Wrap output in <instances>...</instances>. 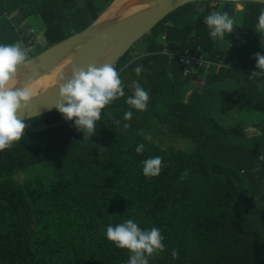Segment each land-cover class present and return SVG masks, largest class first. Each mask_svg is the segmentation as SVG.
Instances as JSON below:
<instances>
[{
	"label": "trees",
	"instance_id": "trees-1",
	"mask_svg": "<svg viewBox=\"0 0 264 264\" xmlns=\"http://www.w3.org/2000/svg\"><path fill=\"white\" fill-rule=\"evenodd\" d=\"M113 1L0 0V45L20 42L36 56L83 31ZM262 9L202 1L169 14L116 64L125 96L101 110L89 140L56 109L25 121L21 141L0 151V264H128L129 250L106 238L108 225L128 219L164 237L165 251L149 264H264V161L257 160L264 153V77H250L255 54L264 55L256 27ZM212 12L234 21L223 40H213L204 23ZM34 17L44 45L35 42ZM182 49L210 68L184 76L185 67L170 59ZM134 80L150 93L143 112L125 102ZM129 110L132 119L124 121ZM156 127L193 148H163L139 134L152 136ZM141 143L145 151L137 154ZM155 156L162 171L146 178L142 161ZM45 164L55 168L52 183L16 180Z\"/></svg>",
	"mask_w": 264,
	"mask_h": 264
},
{
	"label": "clouds",
	"instance_id": "clouds-1",
	"mask_svg": "<svg viewBox=\"0 0 264 264\" xmlns=\"http://www.w3.org/2000/svg\"><path fill=\"white\" fill-rule=\"evenodd\" d=\"M239 6V5H238ZM203 11V9H201ZM204 23L209 27L210 37L215 40H223L227 34L234 31V21L227 12H212L205 17ZM257 29L264 33V9L260 11ZM107 40V37H101ZM256 70L250 77H264V55L255 54ZM30 58L27 51L22 49L21 43L13 45H0V151L12 149L14 142L21 141L24 136L26 123L24 119H19L17 114L28 107L33 98L32 91L26 84L16 87L24 72L30 69ZM131 63V62H130ZM22 67L24 72H17V68ZM127 67V65L125 66ZM139 77L143 71V65L133 69ZM60 80L65 83L59 85L58 102L55 109L67 121H73L78 132L83 133V140H89L96 134V122L101 120V110L105 106L125 96L121 79L114 65L104 64L97 68L89 65L87 70L73 65L68 69L67 76L62 75ZM134 93L128 96L126 103L141 112L147 110L150 93L144 89L137 80L132 81ZM131 110L124 113V121L132 119ZM31 116L28 117L30 119ZM115 124L120 125V120H115ZM130 123H123L122 128L127 130ZM145 140L151 141L150 134H144ZM137 154L145 151L143 143L138 144L135 149ZM258 161H264V153L257 157ZM142 172L146 178L157 177L162 171V158L160 156L150 157L142 161ZM243 172V170H241ZM259 172V164L254 169ZM185 170L180 179L184 180L188 176ZM106 238L117 248L128 249L131 253L128 264H149V259L160 255L165 251L162 243L164 237L160 229L153 227L150 230H142L132 219H128L121 224L107 226ZM172 257H178V250H172Z\"/></svg>",
	"mask_w": 264,
	"mask_h": 264
},
{
	"label": "water",
	"instance_id": "water-1",
	"mask_svg": "<svg viewBox=\"0 0 264 264\" xmlns=\"http://www.w3.org/2000/svg\"><path fill=\"white\" fill-rule=\"evenodd\" d=\"M114 1L83 31L30 58V69L26 72L22 67L17 68L18 73L24 72L16 86L18 88L22 84L30 87L41 77L62 65L55 83L33 94L28 107L17 114L19 119L28 121L55 110L59 85L66 82L60 79L62 75L67 76L68 69L73 65L84 68L85 71L89 65L97 68L104 64L116 66L141 38L184 5L202 1H248L264 5V0H127L115 12L112 11ZM135 8L139 9L131 13L130 10ZM104 36L107 37L106 41L101 39Z\"/></svg>",
	"mask_w": 264,
	"mask_h": 264
},
{
	"label": "rangeland",
	"instance_id": "rangeland-1",
	"mask_svg": "<svg viewBox=\"0 0 264 264\" xmlns=\"http://www.w3.org/2000/svg\"><path fill=\"white\" fill-rule=\"evenodd\" d=\"M237 10H241V7L237 6ZM32 21L34 23V26L37 23L36 26H38L40 29H41V27H43L42 23L40 22V20L38 18L34 17L32 19ZM36 26L34 27V31H33L34 36H35V42H37V44L44 45L43 34L41 33L40 29H38V27H36ZM22 48L24 50H26L27 55L30 56V58H32L31 53L34 52L33 47L28 48V47L22 46ZM139 49H141V48H139ZM139 51H141V50H139ZM165 132H166V134H165ZM152 137H153L154 141L156 143H159L163 148H166L169 145H173L175 148H178V149H181L184 151H190L193 148V143L190 140L184 139V138L172 137L171 135H169L167 133L165 127H161V130L156 127V130L154 131ZM54 172H55V168L51 164L38 165V166L30 168L26 173H18L15 176V178L19 183H22L28 178L38 176L41 179H43L44 182L50 183L53 180V173Z\"/></svg>",
	"mask_w": 264,
	"mask_h": 264
},
{
	"label": "built area",
	"instance_id": "built-area-1",
	"mask_svg": "<svg viewBox=\"0 0 264 264\" xmlns=\"http://www.w3.org/2000/svg\"><path fill=\"white\" fill-rule=\"evenodd\" d=\"M170 59L171 60L176 59L179 64L185 67L184 76L190 74L191 70L193 69H197V68L208 69L210 68V65H211L203 57L195 56L194 54H192L190 51L186 49H182L173 54H170ZM202 84H204V82H202Z\"/></svg>",
	"mask_w": 264,
	"mask_h": 264
},
{
	"label": "bare ground",
	"instance_id": "bare-ground-1",
	"mask_svg": "<svg viewBox=\"0 0 264 264\" xmlns=\"http://www.w3.org/2000/svg\"><path fill=\"white\" fill-rule=\"evenodd\" d=\"M126 1L127 0H115L114 5H113L114 8L112 9V11L116 12L118 10L119 6ZM138 9L139 8H135L133 10H130V12L131 13L136 12V10H138ZM107 14L108 13H106V15ZM61 69H62V65L57 67L56 69L52 70L51 72H49L47 75L41 77L39 80H37V82H34V84H32L28 88L32 91L33 94H35V93H38L39 91H42V90L52 86L55 83V81L57 79V75L59 74Z\"/></svg>",
	"mask_w": 264,
	"mask_h": 264
},
{
	"label": "crops",
	"instance_id": "crops-1",
	"mask_svg": "<svg viewBox=\"0 0 264 264\" xmlns=\"http://www.w3.org/2000/svg\"><path fill=\"white\" fill-rule=\"evenodd\" d=\"M37 24V23H36ZM36 24H35V26H36ZM41 24V23H40ZM36 27H38V26H36ZM38 29H40L39 27H38ZM37 29V30H38ZM42 29V30H41ZM41 29H40V31H41V33L43 34V32H44V28L43 27H41Z\"/></svg>",
	"mask_w": 264,
	"mask_h": 264
}]
</instances>
